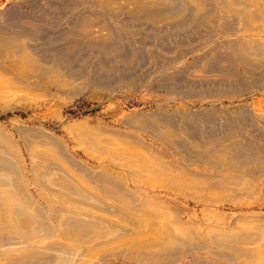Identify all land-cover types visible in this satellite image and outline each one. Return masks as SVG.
<instances>
[{
    "label": "bare ground",
    "instance_id": "bare-ground-1",
    "mask_svg": "<svg viewBox=\"0 0 264 264\" xmlns=\"http://www.w3.org/2000/svg\"><path fill=\"white\" fill-rule=\"evenodd\" d=\"M218 1L228 22L253 7L247 20L261 25L245 28L264 34V0ZM219 18L211 0H18L0 14V101L11 89L63 106L127 88L139 68L165 66L156 83L172 89L263 78L264 45L251 38L172 68ZM259 112L206 128L182 110L122 114L125 131L59 121L72 146L18 119L21 146L0 128V264H264V186L250 181L264 179Z\"/></svg>",
    "mask_w": 264,
    "mask_h": 264
},
{
    "label": "rangeland",
    "instance_id": "rangeland-1",
    "mask_svg": "<svg viewBox=\"0 0 264 264\" xmlns=\"http://www.w3.org/2000/svg\"><path fill=\"white\" fill-rule=\"evenodd\" d=\"M17 1L0 0V14L4 9L13 7V4ZM211 2L220 15L216 29L210 33L209 37L205 36L206 32L204 34L201 32V36L198 38L204 41L202 46L195 50L193 54H184V58L173 64L172 68L179 69L182 66L186 68L193 62L195 57L204 59L214 49L229 52V47L224 43L236 41L239 38L246 40L251 38L264 45V34L260 29L245 28L247 24L253 27L261 25L259 21L250 22L247 20L246 14L253 11V7H239V9L242 8L245 11V14L239 13L240 15L238 14L236 19L228 22V19L225 18L229 16L228 8L218 0H211ZM18 7L37 17L42 16L38 10L32 9L29 4L22 3ZM203 36L205 38H202ZM153 39L149 38L148 40L152 41ZM140 45L142 44L137 43L138 47ZM171 45L174 46V44ZM147 48L153 49L150 46ZM164 67L144 76L140 74L145 68H139V71L132 72L130 79L134 82L128 85L127 88L120 82L112 83L107 91L88 90L63 106L54 105L58 102V99L50 98L47 102H44L47 105L41 107L40 104L43 100L35 92L29 93L9 89L10 92L2 96L3 102L0 101V128L6 133H10L18 142L19 135L14 127L17 124L16 121L19 120L30 129L50 133L54 137L68 143L63 126L60 125L61 121L63 122L62 125H67L77 121L88 120L91 124H99L112 130L125 131L126 127L118 121L122 114L134 112L151 114L158 110H164V112L171 114L174 110H182L189 113L190 116H194L193 120L201 128H206L213 127V123H224L228 115L234 117L236 122L247 124L250 117L245 114L248 111L255 110L259 112L261 110L259 113H264V77L260 79L258 76L244 74V81H246L244 85L239 83L230 85H186L182 88L172 89V87L167 88L156 83V79L159 78L157 72L163 71ZM212 75L213 77H210L211 80H221L219 73L214 72ZM213 90L216 91L212 92ZM206 91L207 93H205ZM1 103L4 105H1ZM211 110L224 112H217L218 115L211 116L209 114ZM237 112L241 116H238ZM262 124L263 122H260L259 126L262 127ZM258 137V142L264 146V136ZM18 144L21 146L20 142ZM68 144L72 146L70 143ZM74 157L84 162L86 161L85 163L88 162V159L80 152H77ZM24 161L28 170L30 162L25 152ZM87 165L94 170H98V164L95 160L89 161ZM250 174L254 175L255 173ZM258 175L256 174L250 181L258 186H264V179L259 180L257 178ZM31 189L33 191V187Z\"/></svg>",
    "mask_w": 264,
    "mask_h": 264
}]
</instances>
